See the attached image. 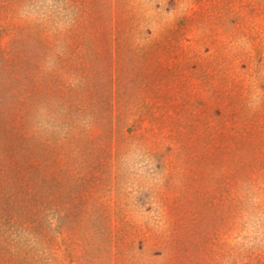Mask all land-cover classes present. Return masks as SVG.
<instances>
[{
  "label": "rangeland",
  "instance_id": "374dc122",
  "mask_svg": "<svg viewBox=\"0 0 264 264\" xmlns=\"http://www.w3.org/2000/svg\"><path fill=\"white\" fill-rule=\"evenodd\" d=\"M0 264H264V0H0Z\"/></svg>",
  "mask_w": 264,
  "mask_h": 264
}]
</instances>
